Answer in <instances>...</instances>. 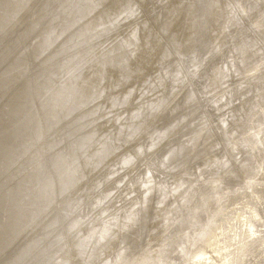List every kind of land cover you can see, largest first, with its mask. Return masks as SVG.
I'll use <instances>...</instances> for the list:
<instances>
[{"label": "bare ground", "instance_id": "6f19581e", "mask_svg": "<svg viewBox=\"0 0 264 264\" xmlns=\"http://www.w3.org/2000/svg\"><path fill=\"white\" fill-rule=\"evenodd\" d=\"M2 55L0 264H264V0H0Z\"/></svg>", "mask_w": 264, "mask_h": 264}, {"label": "water", "instance_id": "95a60500", "mask_svg": "<svg viewBox=\"0 0 264 264\" xmlns=\"http://www.w3.org/2000/svg\"><path fill=\"white\" fill-rule=\"evenodd\" d=\"M8 62H9V60H6L4 55L0 56V76H1V72L5 69V67L7 66ZM11 65H12V63L9 62V67ZM4 112H5V108H3L2 105H1V107H0V124L4 123V118H3ZM12 115H13V118H14L17 115V112L15 110H13L12 111ZM0 195H1V192H0ZM1 201H2V198L0 199V203H1Z\"/></svg>", "mask_w": 264, "mask_h": 264}, {"label": "clouds", "instance_id": "9594fccd", "mask_svg": "<svg viewBox=\"0 0 264 264\" xmlns=\"http://www.w3.org/2000/svg\"><path fill=\"white\" fill-rule=\"evenodd\" d=\"M145 187H147V185H145Z\"/></svg>", "mask_w": 264, "mask_h": 264}, {"label": "flooded vegetation", "instance_id": "af4514ba", "mask_svg": "<svg viewBox=\"0 0 264 264\" xmlns=\"http://www.w3.org/2000/svg\"><path fill=\"white\" fill-rule=\"evenodd\" d=\"M14 41H15V40H14ZM14 41H13V42H14ZM13 42H11V43H13Z\"/></svg>", "mask_w": 264, "mask_h": 264}]
</instances>
